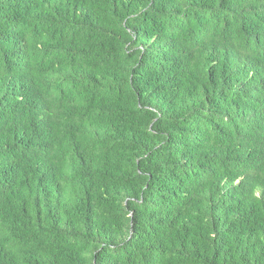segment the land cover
<instances>
[{"label": "trees", "instance_id": "16d2710c", "mask_svg": "<svg viewBox=\"0 0 264 264\" xmlns=\"http://www.w3.org/2000/svg\"><path fill=\"white\" fill-rule=\"evenodd\" d=\"M0 264H264V0H0Z\"/></svg>", "mask_w": 264, "mask_h": 264}]
</instances>
